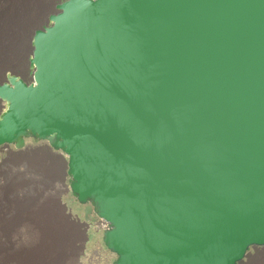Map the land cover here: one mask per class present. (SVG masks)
Instances as JSON below:
<instances>
[{"label": "water", "instance_id": "1", "mask_svg": "<svg viewBox=\"0 0 264 264\" xmlns=\"http://www.w3.org/2000/svg\"><path fill=\"white\" fill-rule=\"evenodd\" d=\"M0 100V152L65 154L114 264L264 247V0H56Z\"/></svg>", "mask_w": 264, "mask_h": 264}, {"label": "rangeland", "instance_id": "2", "mask_svg": "<svg viewBox=\"0 0 264 264\" xmlns=\"http://www.w3.org/2000/svg\"><path fill=\"white\" fill-rule=\"evenodd\" d=\"M50 3L52 0H0V77L12 67L24 70L22 52L28 47V32ZM13 150L10 145L0 152L2 158H8L0 167V264H78L79 259L83 264H114L116 255L102 241V225L87 230L90 239L82 249V226L71 231L60 213L50 209L51 197L58 202L56 191L62 178L58 163L66 155L55 156L43 145L23 153H10ZM65 182L69 183L67 175ZM59 198L67 207L59 204L61 213L71 211L70 219L77 222L82 205L68 189ZM251 264H264V252Z\"/></svg>", "mask_w": 264, "mask_h": 264}, {"label": "bare ground", "instance_id": "3", "mask_svg": "<svg viewBox=\"0 0 264 264\" xmlns=\"http://www.w3.org/2000/svg\"><path fill=\"white\" fill-rule=\"evenodd\" d=\"M55 1L56 0H52V3H50V7L47 8L45 6L41 10V14H40V16L38 18L37 23L28 32V40H27L28 47L26 49H24L23 52H22L23 60H24L23 64H25L24 70L21 72L20 70H17L16 68H13L12 67L7 72H5L3 74V76L0 77V82L5 81L8 74L26 75V71H27V57H28V55L30 53V49H31V38H32L33 31L35 30V28L39 27L43 22H45V20L47 18V15L53 9L54 2ZM4 107H5L4 104H3V107H0V114L4 110ZM43 147H46L47 148V146H43ZM10 153L16 154V153H23V152H13L12 151ZM54 155L55 156H61L59 154H54ZM7 159L8 158L2 159V161L0 162V167L3 166V164L5 163V161ZM62 160H63V163H58L59 164V167L61 165V173H62V175H61L62 178H61L60 184L57 186V189L58 190L56 191L58 205H57V203L54 202L53 197H51L50 204L52 205V207L50 209L53 211V213L57 214L58 216H59V213H60V218H61L62 222L68 227V229H70L71 231H74L76 226L81 227L82 224L80 222H78V221L75 222V221L71 220L69 214H67V213H65L66 215L65 214H62L61 211L59 210V207H60L59 204L62 206V208L64 206L63 203H61V200L59 198L60 197V192L63 191V190H67L68 189V184L65 182V168H62V166L65 167V159L62 158ZM84 236H85V233L82 230V237H83L82 240H83V242L81 241V245L79 246L82 249L84 248V240H85V237ZM262 252H264V247L258 248L255 253H250L249 256H248V258L245 261H243L242 264H251L252 260L255 259V258H257V256H259ZM78 264H83V262L79 259L78 260Z\"/></svg>", "mask_w": 264, "mask_h": 264}, {"label": "flooded vegetation", "instance_id": "4", "mask_svg": "<svg viewBox=\"0 0 264 264\" xmlns=\"http://www.w3.org/2000/svg\"><path fill=\"white\" fill-rule=\"evenodd\" d=\"M28 144H31V145H33V146H36V145H38V143H36V142H34L33 140H31V142H29ZM83 206H82V216H81V218L83 219L84 217H83ZM93 226V225H92ZM91 226V227H92ZM90 227V228H91ZM85 228V226L84 225H82V229H84Z\"/></svg>", "mask_w": 264, "mask_h": 264}]
</instances>
